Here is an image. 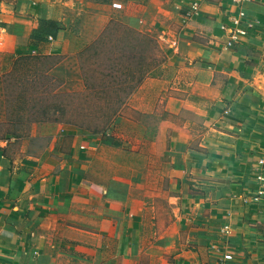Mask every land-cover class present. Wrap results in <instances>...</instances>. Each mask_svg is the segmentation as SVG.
<instances>
[{
	"label": "crops",
	"instance_id": "0c3cea01",
	"mask_svg": "<svg viewBox=\"0 0 264 264\" xmlns=\"http://www.w3.org/2000/svg\"><path fill=\"white\" fill-rule=\"evenodd\" d=\"M186 1L192 0H161L154 20H161L173 42V56L179 57L177 44H184L188 55L214 61L207 68L231 74L224 98L212 95L218 85L212 79L186 82L183 89L173 84L156 100L174 120L161 115V124L133 127L123 144L109 131L104 136L61 129L38 153L25 146L21 157L20 151L9 152L13 134L0 137V264H23L22 242L42 246L47 240L68 258L74 248L93 247L94 264H264V207L251 169L264 146V99L250 89L237 94L233 89L237 77L248 79L251 66L232 68L238 60L226 65L223 45L189 39L193 26L183 15ZM199 1V21L219 31L218 5ZM62 2L0 0V121L2 74L15 57L51 54L43 41L55 39H31L38 19L59 21L64 41ZM135 3L142 10L152 6L124 1ZM253 5L255 27L264 33V0ZM157 144L161 152L154 151Z\"/></svg>",
	"mask_w": 264,
	"mask_h": 264
},
{
	"label": "rangeland",
	"instance_id": "374dc122",
	"mask_svg": "<svg viewBox=\"0 0 264 264\" xmlns=\"http://www.w3.org/2000/svg\"><path fill=\"white\" fill-rule=\"evenodd\" d=\"M53 1H64L59 5L62 16L60 21L67 23V26L65 25L66 35L64 41L61 40L60 35L54 41L50 38H48V42L43 41V47L50 49L51 54L37 55L26 62L19 63L20 73L25 70L27 65L36 67L40 75L53 70L55 72L52 75L62 80V84L58 88L59 91L64 93L83 91L84 87L79 89V83L84 85V79L80 69L78 51L83 50L82 54L86 56L88 51L85 48L99 36L101 39V43L98 45L100 56H98L97 61L86 59L85 68L88 69V73L95 66L102 68L107 58H112L114 65L121 67L125 64L126 66L136 65L137 58L141 57L140 63L143 68L144 79L139 87H135L136 89L131 91L127 101L121 105L117 115L111 122L101 129L104 130L105 134L106 131H109L110 136L116 143L123 144L127 136L126 132H130L133 127L137 129L157 122L161 124V115L163 118L174 120L172 116L165 114L162 102L158 103L156 100L158 93L162 97L165 93L167 94L168 90H173V84L183 89L187 87L186 82L212 79L213 82L218 83L217 87L212 90V95L215 98L218 94L221 98H224V90L231 86L227 84L230 81L229 75L231 74L215 68H207L214 61L188 55L189 46L177 44L179 57L176 58L171 54L174 49L173 42L162 31L161 20H154L157 7L161 6V0H136V2H150L151 8L145 10H142L137 3L125 5L124 1L127 0ZM253 2H261V0L239 2L209 0V2H205L214 7L218 5V12H221L216 17L220 19L217 25L219 31H214L210 26L199 21L202 11L199 0L198 14L183 15L187 19L186 22L193 26V35L189 39L202 45L209 44L211 46L217 44L214 42L216 41L223 45L220 51L225 55L223 62L226 65L234 64L238 60V64L232 66V68L240 67L241 63L252 67L248 79L237 77L239 84L233 86L236 94L243 91L249 92L250 89L254 91V95L257 97L260 95L264 99V33H260L259 26H257L258 28L255 27V25H258L257 19H254L257 7L253 5ZM184 4L187 9L189 7L188 1ZM214 12L215 10L212 11L211 17H213ZM234 18L238 20L239 28L244 33L236 31V26L233 24ZM42 26L40 23L35 22L33 33L38 34ZM50 41L52 42L50 43ZM218 52L215 50L213 54ZM117 57H121L120 62L116 60ZM175 60L179 65L175 64ZM114 75L117 80L121 79L119 70ZM25 95H27V99L22 105V112L15 113L14 118H10V120L7 115L5 99V120L0 121V137H7L8 134L15 136L14 143L9 147V152H19L26 146L27 152L38 153L47 144L49 140L47 137L51 134H57L61 129L60 133L76 129L60 122H35L33 119V105L40 95H37L31 88ZM45 96H43V99L46 100L48 95ZM99 133L102 134V132ZM151 150L153 151V149ZM154 151L161 152V145H155ZM4 152L7 156H11L8 150L4 149ZM19 154L21 157L23 156L21 151L16 156H19ZM11 158H14V156H11ZM48 158L51 163L58 166L59 161L56 157L49 155ZM94 167L97 170L99 168L96 164ZM106 172L107 170L104 171V174ZM161 204H164V198H162ZM261 204L264 207L262 202ZM49 241L47 240V243L42 246L35 244L33 241L28 244L22 242L21 248L24 251L21 253L23 256L22 263L94 264L92 261L94 253L91 252L93 247H90L89 250L74 248V251H71L74 256L71 255L69 259L62 256V247L54 244L52 246ZM217 249L220 248L217 247ZM32 255H36L35 261L31 258Z\"/></svg>",
	"mask_w": 264,
	"mask_h": 264
},
{
	"label": "trees",
	"instance_id": "16d2710c",
	"mask_svg": "<svg viewBox=\"0 0 264 264\" xmlns=\"http://www.w3.org/2000/svg\"><path fill=\"white\" fill-rule=\"evenodd\" d=\"M36 23L43 26L38 34L31 33V39H42L46 36L57 39L63 29L57 20L38 19ZM42 35L46 36L42 37ZM100 43L99 36L85 48L88 51L86 56L82 54L83 50L78 51L80 69L84 79L83 91L68 93L59 91L58 88L62 84L60 78L50 75L47 71L40 75L37 68L32 65H27L20 73L18 64L36 56L13 58L12 68L2 74L8 119L14 118L15 113L22 112V105L27 99L25 93L31 88L37 95H40L33 105L35 122H60L92 133L102 132L104 135L105 132L101 129L117 115L118 109L127 101L131 91L139 87L144 77L140 63L141 57L137 58L136 65L126 66L125 64L121 67L114 65L112 58H107L102 68L95 66L88 73L85 61L86 59H91V61L99 59L98 45ZM116 60L120 62L121 57H117ZM117 70L121 73V79L118 80L114 75ZM45 95H48L46 100L43 99Z\"/></svg>",
	"mask_w": 264,
	"mask_h": 264
},
{
	"label": "built area",
	"instance_id": "2783aa9c",
	"mask_svg": "<svg viewBox=\"0 0 264 264\" xmlns=\"http://www.w3.org/2000/svg\"><path fill=\"white\" fill-rule=\"evenodd\" d=\"M233 1H244V0H233ZM189 7L183 11L184 15H194L198 14V0H192ZM233 24L236 26V31L239 33H244L243 30L239 28L238 20L233 19ZM252 179L257 190V199L264 204V146L258 152L256 159L254 160L252 166Z\"/></svg>",
	"mask_w": 264,
	"mask_h": 264
}]
</instances>
